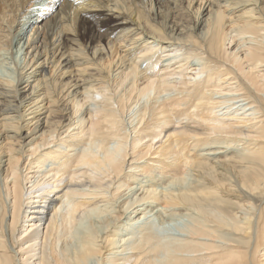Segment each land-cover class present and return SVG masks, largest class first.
<instances>
[{
  "label": "bare ground",
  "instance_id": "6f19581e",
  "mask_svg": "<svg viewBox=\"0 0 264 264\" xmlns=\"http://www.w3.org/2000/svg\"><path fill=\"white\" fill-rule=\"evenodd\" d=\"M30 4L0 42V264H264V0Z\"/></svg>",
  "mask_w": 264,
  "mask_h": 264
},
{
  "label": "rangeland",
  "instance_id": "374dc122",
  "mask_svg": "<svg viewBox=\"0 0 264 264\" xmlns=\"http://www.w3.org/2000/svg\"><path fill=\"white\" fill-rule=\"evenodd\" d=\"M26 5H28L27 8L30 7V2L31 0H22ZM17 3V4H16ZM21 3V0H0V19L3 21H0V42L7 44L9 43V41L12 39L13 35H15V29L17 27V25L22 22V20H25V17H23V9H21V7H16L17 5L19 6ZM7 7L6 11H5V18H3V9L4 7ZM197 6V5H196ZM15 9H13V8ZM254 6H249L247 8H251ZM10 8V9H9ZM2 9V10H1ZM13 9V10H12ZM243 13V11H241V9L238 10H230L228 11V13H226L228 16H230V18L232 19V21L234 20H244L243 18L239 17L241 14ZM25 15V14H24ZM22 16V17H21ZM15 21L14 24L11 23V21ZM90 35V31L87 29V33L83 35V39H82V43L85 44L87 37ZM6 37V38H5ZM114 39V38H112ZM9 49V48H8ZM15 47L14 45H12V48H10L8 50V52H4L2 51V53H0V64L1 67L0 69L3 67L4 65V69H2L3 72L7 73V77H14L16 75V63L17 60L14 55H15ZM171 233H174V231H172Z\"/></svg>",
  "mask_w": 264,
  "mask_h": 264
},
{
  "label": "snow or ice",
  "instance_id": "6c2138e0",
  "mask_svg": "<svg viewBox=\"0 0 264 264\" xmlns=\"http://www.w3.org/2000/svg\"><path fill=\"white\" fill-rule=\"evenodd\" d=\"M82 2H83V0H75V3H76L77 5H80Z\"/></svg>",
  "mask_w": 264,
  "mask_h": 264
}]
</instances>
